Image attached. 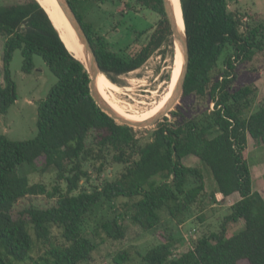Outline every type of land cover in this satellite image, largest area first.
I'll list each match as a JSON object with an SVG mask.
<instances>
[{
    "label": "trees",
    "instance_id": "16d2710c",
    "mask_svg": "<svg viewBox=\"0 0 264 264\" xmlns=\"http://www.w3.org/2000/svg\"><path fill=\"white\" fill-rule=\"evenodd\" d=\"M132 1L155 15L157 22L146 44L138 47L133 41L115 52L77 11L79 4L104 0H68L101 73L112 83L142 67L164 46H172L163 0ZM180 4L189 48L182 96L207 100L213 107L180 122L159 121L143 139L97 106L85 67L67 50L61 29L56 27L60 38L35 0L11 4L0 0L4 40L0 116L17 99L9 71L16 50L22 56L23 73L33 72V57L38 56L57 79L38 102L36 136L25 141L0 136V264L89 261L98 247L89 223L105 206L112 210L119 199L125 200L123 216L144 231L161 225V212L178 225L185 223L207 196L201 167L186 166L185 160H197L209 171L215 182L212 200L233 194L239 199L229 207L219 231L197 237L179 255L174 235L160 232L159 243L139 254L141 263L264 264V199L253 189L246 159L248 138L264 144V101L254 105L257 89L252 84L234 88L239 68L264 59V19L244 21L239 12H229L226 0H180ZM119 90L105 92L118 104L113 93ZM38 162L41 171L55 173L51 189L29 180L27 171L37 168ZM114 166L120 171L109 176L108 169ZM103 173L108 176L100 179ZM35 196L48 203L16 209L19 202ZM120 216L102 218L100 234L122 240ZM238 223L242 228L229 232V226ZM127 257L121 251L113 260L124 264Z\"/></svg>",
    "mask_w": 264,
    "mask_h": 264
},
{
    "label": "rangeland",
    "instance_id": "374dc122",
    "mask_svg": "<svg viewBox=\"0 0 264 264\" xmlns=\"http://www.w3.org/2000/svg\"><path fill=\"white\" fill-rule=\"evenodd\" d=\"M27 1L2 0V3H24ZM226 1L229 12H239L245 16L244 21L250 17L264 19V0ZM77 11L92 31L104 37L115 52L124 50L133 41L138 47L146 44L157 22L155 15L135 6L132 0H104L102 3H84L77 6ZM141 31L143 34H138ZM171 39L172 46H164L150 57L142 67L116 78L117 82L113 84L120 90L113 94L118 104L107 96L105 91L108 89L100 90L108 103L125 117L137 118L132 114L145 111L149 105L159 101L166 92L175 65L172 36ZM3 50L4 40L0 37L1 69ZM171 51H173V55H171ZM259 60L260 62L253 63L251 66H242L238 69V77L234 86L237 89L252 84L250 86L257 89L253 100L255 106L260 101H264V59L261 60L260 58ZM33 63V72L31 74L23 73L22 56L20 51L16 50L9 65L11 78L16 85L17 99L6 114L0 116V136H5L10 140L25 141L36 136L38 102L45 99L50 89L57 82L56 77L48 70L40 57L34 56ZM212 107L207 100H199L194 96H181L168 113L161 118L160 122L167 119L168 122L174 123L183 119L198 117L211 110ZM157 123L146 128H134L137 131V137L148 139ZM246 159L253 176V189L264 199V144L248 138ZM185 165L201 167L207 193L206 199L201 206L193 211L189 220L178 225L161 212V225L155 230L144 231L123 216L124 211L121 204L125 200L119 199L112 210L111 208L107 210L108 206H105L102 211L92 217L89 223V232L96 233L95 241L98 247L92 253L90 260L82 264H116L113 259L121 251H126L128 254V260L124 264H142L139 254L146 253L159 243L161 240L160 232L174 235L176 241L179 242L176 245L175 254L179 255L189 249L192 240L201 235H209L219 231L222 219L228 214L229 207L239 199V196L233 195L226 199L219 197L218 200H212L211 194L214 191L215 182L209 171L197 160H185ZM41 167V163L38 162L37 168L27 171L29 180L31 183H43L48 189H51L52 185L55 184V173L51 169L41 171ZM119 171L120 167L114 166L112 169H108V175L112 174L113 176ZM108 175L103 173L100 179H104ZM61 187L64 189V184H61ZM47 203V199L43 196L29 197L19 202L16 209L21 210L30 205L43 207ZM114 214L121 215L119 219L125 229V236L122 240L107 239L103 234H100L97 228L102 218ZM241 228L242 223H238L229 226L228 230L235 233ZM35 253H41V251L36 249ZM23 264H30V262Z\"/></svg>",
    "mask_w": 264,
    "mask_h": 264
},
{
    "label": "water",
    "instance_id": "95a60500",
    "mask_svg": "<svg viewBox=\"0 0 264 264\" xmlns=\"http://www.w3.org/2000/svg\"><path fill=\"white\" fill-rule=\"evenodd\" d=\"M56 2L58 4L59 8L61 9L62 13L64 14L65 18L67 19L68 23L70 24V27L74 31L76 38L78 39V41L81 43V45L84 47V49L88 53L87 66H85L84 64H83V66L85 67V69L89 75V79H90L89 88H90L91 96L94 99L97 106L101 109V111L106 113L109 117H111L118 124L126 125V126H129L132 128H138V129L146 128V127L151 126V125L157 123L158 121H160L161 118L164 117L168 113V111L176 104V102L183 95L184 82H185V78H186V74H187V70H188V63H189V48H188V41L186 38V31H185L184 36H182L179 33V31L176 27V24L174 22V19H173V13H172V9L170 7L169 1L163 0V6H164L166 17L169 21L173 41L177 42L179 44L181 51H182V68H181V72L179 74V77L177 79L175 88H174L172 95L169 98L166 106L164 108H162L154 117H152L151 119L144 121V122H133V121H129V120L119 116L112 109H110L108 107V105L105 103V101L102 99V97L100 96V94L98 93V91L96 89V78L98 77V75H100L102 73L99 69L97 58H96L95 53L91 47V44L88 40V37H87L85 31L83 30L81 23H80L79 19L77 18L75 12L73 11L72 7L70 6L68 0H56ZM50 21H51V19H50ZM54 28H55V26H54ZM184 29H185V26H184ZM56 31L58 32L57 29H56ZM58 34H59V32H58ZM71 55L75 59H77L73 54H71ZM77 60L80 61L79 59H77Z\"/></svg>",
    "mask_w": 264,
    "mask_h": 264
},
{
    "label": "bare ground",
    "instance_id": "6f19581e",
    "mask_svg": "<svg viewBox=\"0 0 264 264\" xmlns=\"http://www.w3.org/2000/svg\"><path fill=\"white\" fill-rule=\"evenodd\" d=\"M41 7L46 11L49 18L51 19L53 25L56 27H59L64 35L65 41L62 40L66 46V48L69 50L71 54H73L77 59H79L82 64L87 66L88 62V53L84 49V47L81 45V43L76 38V35L72 28L70 27V24L68 23L67 19L65 18L64 14L62 13L61 9L59 8L56 0H36ZM170 7L172 9L173 13V19L176 24V27L179 31V33L184 36L185 29H184V22H183V16H182V10H181V4L180 0H168ZM57 29V28H56ZM60 35V33H59ZM61 38V36H60ZM67 43V44H66ZM174 52H175V65L174 69L171 74L170 81L168 83L166 92L162 95L159 101H156L154 104L149 105L148 108L138 114H132L136 116L137 118H128L122 115L120 112H118L116 109H114L106 100L104 95L101 93L100 90L102 89H119L116 85H114L106 76L100 74L96 78V89L102 99L105 101V103L108 105L110 109H112L115 113H117L119 116L133 122H144L152 117H154L162 108H164L169 100V98L172 95V92L175 88L177 79L179 77V74L181 72L182 68V51L177 42H174ZM174 61V60H173ZM142 116V117H140Z\"/></svg>",
    "mask_w": 264,
    "mask_h": 264
},
{
    "label": "crops",
    "instance_id": "0c3cea01",
    "mask_svg": "<svg viewBox=\"0 0 264 264\" xmlns=\"http://www.w3.org/2000/svg\"><path fill=\"white\" fill-rule=\"evenodd\" d=\"M233 195H237V194H233ZM233 195H232V196H233Z\"/></svg>",
    "mask_w": 264,
    "mask_h": 264
}]
</instances>
